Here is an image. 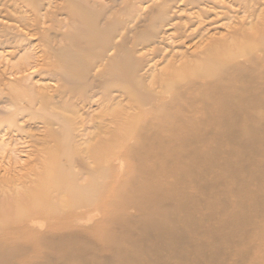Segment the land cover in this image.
<instances>
[{"label": "bare ground", "instance_id": "6f19581e", "mask_svg": "<svg viewBox=\"0 0 264 264\" xmlns=\"http://www.w3.org/2000/svg\"><path fill=\"white\" fill-rule=\"evenodd\" d=\"M1 59L0 264H264V0H0Z\"/></svg>", "mask_w": 264, "mask_h": 264}, {"label": "rangeland", "instance_id": "374dc122", "mask_svg": "<svg viewBox=\"0 0 264 264\" xmlns=\"http://www.w3.org/2000/svg\"><path fill=\"white\" fill-rule=\"evenodd\" d=\"M17 60H18V59H17ZM17 60H16V61H17ZM16 61H15V62H16ZM0 62H1V65H3L2 62L7 63V59H4V60L1 59ZM36 80H37V78H36ZM51 85H52V86H51ZM50 86H51V87H54L53 83H51ZM15 136H16V134H15Z\"/></svg>", "mask_w": 264, "mask_h": 264}]
</instances>
